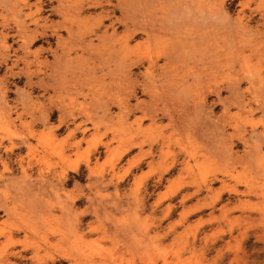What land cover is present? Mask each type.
<instances>
[{"label": "rangeland", "instance_id": "374dc122", "mask_svg": "<svg viewBox=\"0 0 264 264\" xmlns=\"http://www.w3.org/2000/svg\"><path fill=\"white\" fill-rule=\"evenodd\" d=\"M0 264H264V0H0Z\"/></svg>", "mask_w": 264, "mask_h": 264}, {"label": "crops", "instance_id": "0c3cea01", "mask_svg": "<svg viewBox=\"0 0 264 264\" xmlns=\"http://www.w3.org/2000/svg\"><path fill=\"white\" fill-rule=\"evenodd\" d=\"M137 152V148H130L129 150H128V152L126 153V154H124L123 155V159H122V161H121V164L123 165L124 163H125V161L127 160V159H129L133 154H135ZM128 154V155H127ZM72 171L71 170H69V171H67V174L68 173H71ZM139 172L138 171H133L132 169H131V171H130V173H129V175L128 176H126L125 178L127 179V181H126V185H123L122 187H120V186H118V188H116L117 189V191L119 192V194L121 195V196H123V195H130V192H129V187H130V184H129V182L131 181V179H132V176H134V175H137ZM150 178L151 177H149L147 180H150ZM152 178H155L154 176H152ZM164 178H170V177H164ZM72 183L73 182H71V185L70 186H72ZM67 189H69L70 187H66ZM109 191H111L112 192V187L110 188V189H108ZM162 189H155V190H153V193H152V196L151 197H149V198H147L145 201H144V205H145V207L147 208V210H149V206H150V204L154 201V199L156 198V195H157V193L159 192V191H161ZM140 192V191H139ZM181 196V189L178 191V198ZM121 202H122V204H124V205H126V206H129V207H133L135 204H134V202H132V200H131V198H129V197H122L121 198ZM169 203H171V199H166V200H164L162 203H161V206L162 207H164L166 204H169ZM181 210V204H178V206H177V208L175 209V213H178L179 211ZM177 217L176 216H174L172 219H167V220H165V221H162L163 223L160 225L161 227H166L167 225H169L170 223H172L175 219H176ZM180 233L181 232V225H178V227H175V233ZM174 234V233H173ZM172 238V236L171 237H169V239L167 240V242H169V240Z\"/></svg>", "mask_w": 264, "mask_h": 264}, {"label": "bare ground", "instance_id": "6f19581e", "mask_svg": "<svg viewBox=\"0 0 264 264\" xmlns=\"http://www.w3.org/2000/svg\"><path fill=\"white\" fill-rule=\"evenodd\" d=\"M262 16V15H261ZM241 41V40H240ZM28 44V43H27ZM23 45V44H22ZM236 86V85H235ZM237 87H238V85H237ZM235 89V88H234ZM238 92V91H237ZM239 96V95H238ZM240 100H241V98H240ZM236 101V100H235ZM237 101H238V99H237ZM236 101V102H237ZM240 103H241V101H240ZM259 105V104H258ZM243 106H244V104H243ZM76 169V167H74L73 168V170H75ZM5 210V209H4ZM60 258H63V259H69L68 258V256L67 255H62V256H60L59 258L57 257V256H49L48 258H47V260H50V262H56L58 259H60Z\"/></svg>", "mask_w": 264, "mask_h": 264}]
</instances>
